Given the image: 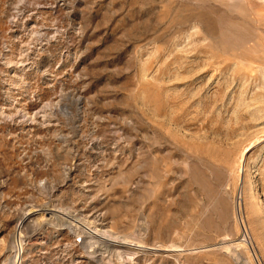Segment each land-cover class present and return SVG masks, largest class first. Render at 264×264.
<instances>
[{
    "label": "rangeland",
    "instance_id": "1",
    "mask_svg": "<svg viewBox=\"0 0 264 264\" xmlns=\"http://www.w3.org/2000/svg\"><path fill=\"white\" fill-rule=\"evenodd\" d=\"M0 264H264V0H0Z\"/></svg>",
    "mask_w": 264,
    "mask_h": 264
},
{
    "label": "bare ground",
    "instance_id": "2",
    "mask_svg": "<svg viewBox=\"0 0 264 264\" xmlns=\"http://www.w3.org/2000/svg\"><path fill=\"white\" fill-rule=\"evenodd\" d=\"M69 221H70V220H69ZM97 231H98V230L95 229V230L93 231V233L96 235ZM20 235H21V234H20ZM110 236H111V238H112V239H110L111 242H119V243H120L121 240L119 241V240H118V237L115 238L113 235H110ZM104 238H105V237H104ZM104 238H103V239H104ZM107 238H108V237L106 236L105 239H107ZM17 239H18V238H17ZM101 240H102V238H101ZM110 240H109V241H110ZM104 241H105V240H104ZM17 242H19V241H17ZM125 242H126V241H125ZM123 243H124V242H123ZM108 246H109V244H108ZM115 248H116V247H115ZM120 249H121V248H120ZM167 249H168V248H167ZM167 249L165 248L164 250H167ZM117 250H118V249H117ZM171 250H172V249H171ZM17 255H18V254H17Z\"/></svg>",
    "mask_w": 264,
    "mask_h": 264
},
{
    "label": "built area",
    "instance_id": "3",
    "mask_svg": "<svg viewBox=\"0 0 264 264\" xmlns=\"http://www.w3.org/2000/svg\"><path fill=\"white\" fill-rule=\"evenodd\" d=\"M82 238H83L82 236H77V237L75 238V240H76V242L83 243V242H82ZM17 250L20 251V250H21V246H20V249H19V246L17 245Z\"/></svg>",
    "mask_w": 264,
    "mask_h": 264
}]
</instances>
